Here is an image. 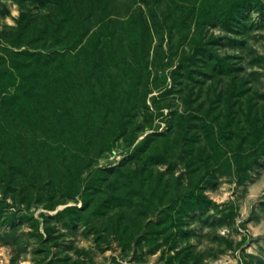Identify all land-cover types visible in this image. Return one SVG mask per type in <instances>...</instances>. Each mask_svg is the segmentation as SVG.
<instances>
[{
	"label": "rangeland",
	"instance_id": "374dc122",
	"mask_svg": "<svg viewBox=\"0 0 264 264\" xmlns=\"http://www.w3.org/2000/svg\"><path fill=\"white\" fill-rule=\"evenodd\" d=\"M0 264H264V0H0Z\"/></svg>",
	"mask_w": 264,
	"mask_h": 264
}]
</instances>
